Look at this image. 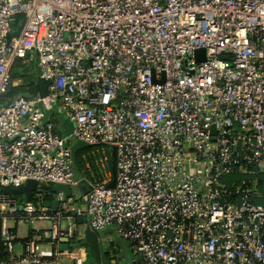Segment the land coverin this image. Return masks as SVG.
Here are the masks:
<instances>
[{
  "label": "built area",
  "instance_id": "2783aa9c",
  "mask_svg": "<svg viewBox=\"0 0 264 264\" xmlns=\"http://www.w3.org/2000/svg\"><path fill=\"white\" fill-rule=\"evenodd\" d=\"M18 59L51 81L46 98H6ZM42 99L90 148L81 199ZM235 174L251 187L224 181ZM259 176L264 0H0V264H78L60 245L79 240L80 218L112 228L139 264H264ZM31 179L32 203L3 191ZM56 184L70 194L43 188ZM50 199L56 210L39 206ZM36 222L51 229L19 250L15 225Z\"/></svg>",
  "mask_w": 264,
  "mask_h": 264
},
{
  "label": "crops",
  "instance_id": "0c3cea01",
  "mask_svg": "<svg viewBox=\"0 0 264 264\" xmlns=\"http://www.w3.org/2000/svg\"><path fill=\"white\" fill-rule=\"evenodd\" d=\"M21 81H16L14 84H19ZM60 115V114H59ZM60 129H66L63 122L58 126ZM23 196V195H22ZM24 197V196H23ZM19 197L20 201L21 198ZM25 201V197L23 198ZM23 201V202H24ZM55 201L50 199L42 204H39L40 207L48 209V210H56L54 208ZM86 221V220H85ZM23 226L25 229L21 230ZM26 226V227H25ZM50 222H36L32 225H23L17 224L14 227L15 233L17 235L18 240V248L19 250L22 248L25 240L29 237L31 232L34 229H51ZM88 224L83 222L81 223L79 220V224L77 227L78 235L80 236L79 239L82 241L83 245H78V247H73L71 239L67 243L68 249L71 253L74 254L78 264H86L87 261L92 264H137V257L132 253L128 243L122 239H120L114 232L112 228H108L102 232H100V253L91 250L90 245L85 243V232L87 229ZM43 250L46 252H51V247L49 245V239H45L42 244Z\"/></svg>",
  "mask_w": 264,
  "mask_h": 264
},
{
  "label": "water",
  "instance_id": "95a60500",
  "mask_svg": "<svg viewBox=\"0 0 264 264\" xmlns=\"http://www.w3.org/2000/svg\"><path fill=\"white\" fill-rule=\"evenodd\" d=\"M22 26H20L16 32L14 33H10L9 37L10 38H14L17 37L21 31ZM204 54L205 51L202 50H198L196 52L197 58L198 56L202 55V58L199 60H203L204 58ZM51 84L50 80H46L43 78H38V80L36 81L35 84V90L33 94H27L24 95L26 97L32 98L35 96H39L41 98H46L49 94V85ZM61 121L63 122V124L65 125V136L68 138L69 143H71L72 145V152H73V159L75 160L76 158V154L80 149L86 148L88 147V144L83 142V141H79V140H75L72 139L71 137V133L73 130V122L68 119L64 114L59 115ZM116 161H117V156H116V149L114 148V155H113V170H116ZM74 171H75V178L76 180L79 181V185H80V195L77 196V199H81V195L85 194L86 192L89 191V183L82 177L80 170L78 168V166L76 165V163H74ZM115 173V171H114ZM110 186H114V181L110 184ZM38 187V182L36 180H29L25 185L21 186V187H17V188H4L3 191L5 193L11 194V195H23L25 197V203H32L33 202V198H34V194L37 190ZM53 190L56 192H60V191H64L66 194H70V190L69 187L64 185V184H56L53 187ZM54 208L57 207L58 202L55 201V203L53 204ZM81 223L85 222L87 223V221H85V219L80 218L79 219ZM82 240V239H81ZM79 240H71L72 242V246L73 247H78L79 242L81 241ZM70 241V239L68 238H62L61 239V245L60 248L61 250H66L68 249L67 243ZM85 243H88L90 245L91 250H94L97 253H100V232L99 231H95L93 229H91L89 226H87L86 232H85V238H84ZM142 257L138 256L137 257V261L139 264V262L141 261Z\"/></svg>",
  "mask_w": 264,
  "mask_h": 264
},
{
  "label": "trees",
  "instance_id": "16d2710c",
  "mask_svg": "<svg viewBox=\"0 0 264 264\" xmlns=\"http://www.w3.org/2000/svg\"><path fill=\"white\" fill-rule=\"evenodd\" d=\"M24 65L25 64H23L21 60H19V59L16 60L15 65L13 67V71H12L13 72L12 79H13V81L20 80L21 82H22L21 79H23V83L20 82L19 84H16V85L12 84L6 93L7 99H11V98H14L17 96H23V95L34 93L35 84L39 78V72L37 70V67H36V69H33V68L31 69V68H28L27 65H25L26 67ZM41 108L46 113L47 116L55 118L58 133L65 135V130L60 129L58 127L59 124L62 123V121L59 117V114L56 112L55 107L43 102L41 104ZM88 150H90V148L89 149L85 148L83 151L78 152L76 154V165L78 166L79 170H81V171H83L85 169V166H86L85 160L82 158V152L88 151ZM240 175L243 177H247V179L244 180L243 182L239 183V184H241L244 188L251 187V182L254 180V178L250 175H245V174H240ZM236 184H238V183H236ZM257 185L261 191L262 196L258 197L256 200L258 202L264 204V178L262 176L258 177ZM43 188L53 191V186H51V185H44ZM20 196L23 197L22 195H16V197L18 199ZM23 198H21V203L24 201ZM35 202H37V201H35ZM17 242H18V240H17ZM81 242L82 241L79 242L80 246L83 245ZM8 260H9L8 252L6 251L5 247L0 246V262L1 261H8Z\"/></svg>",
  "mask_w": 264,
  "mask_h": 264
},
{
  "label": "rangeland",
  "instance_id": "374dc122",
  "mask_svg": "<svg viewBox=\"0 0 264 264\" xmlns=\"http://www.w3.org/2000/svg\"><path fill=\"white\" fill-rule=\"evenodd\" d=\"M25 66V65H24ZM26 67V66H25ZM27 67L28 68H33V69H36V63H31V64H29V65H27ZM22 80V82L21 83H23V79H21ZM37 97V96H36ZM42 102H46V100L45 99H42L41 100ZM85 149V148H84ZM84 149H80V151L79 152H81V151H83ZM110 153L112 154V156H111V158H110V166L112 167V165H113V150H110ZM100 154V152L98 153V155ZM114 171H116V170H114ZM247 179V177H243V176H241L240 174H235V175H231V176H229V177H227L226 178V180H224L225 182H227V183H229V184H231V183H241V182H243L244 180H246ZM26 225V224H25ZM27 226H29L28 224H27ZM21 227H23V226H21ZM26 227V226H25ZM25 228L23 227V228H21V230H24ZM46 252V251H45ZM86 264H92V262L90 263L89 261H87V263Z\"/></svg>",
  "mask_w": 264,
  "mask_h": 264
}]
</instances>
